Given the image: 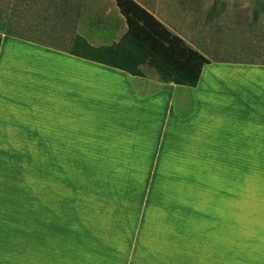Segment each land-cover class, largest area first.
I'll return each mask as SVG.
<instances>
[{
    "label": "crops",
    "instance_id": "obj_1",
    "mask_svg": "<svg viewBox=\"0 0 264 264\" xmlns=\"http://www.w3.org/2000/svg\"><path fill=\"white\" fill-rule=\"evenodd\" d=\"M109 1L111 15L87 19V34L74 31L91 47H110L126 31ZM134 1L187 46L202 45L150 0ZM32 39L0 32V264H125L98 262L89 233L73 236L72 247L50 238L47 186L16 182L9 160L83 158L142 174L264 175V64L210 60L188 87L161 81L145 65L133 76ZM248 255L255 256L250 264H264V248Z\"/></svg>",
    "mask_w": 264,
    "mask_h": 264
},
{
    "label": "rangeland",
    "instance_id": "obj_2",
    "mask_svg": "<svg viewBox=\"0 0 264 264\" xmlns=\"http://www.w3.org/2000/svg\"><path fill=\"white\" fill-rule=\"evenodd\" d=\"M150 1L158 14L184 30L199 37L200 28L209 32L208 47H213L209 41L218 47L212 54L234 58L244 55L235 45L264 46V13L252 22V0ZM75 3L80 27L74 30L80 33L87 34L90 17L112 13L109 0ZM211 6L212 15L207 13ZM16 14L28 22L30 38L65 45L68 34L59 22L49 25L55 13L44 0L28 2L25 12ZM9 161L17 168L16 182L47 186L42 193L50 238L72 247L73 236L89 233L98 262L250 264L255 256L248 254L264 248V175L162 174L154 168L142 174L125 165L98 168L83 158ZM80 243L86 244L81 238Z\"/></svg>",
    "mask_w": 264,
    "mask_h": 264
},
{
    "label": "trees",
    "instance_id": "obj_3",
    "mask_svg": "<svg viewBox=\"0 0 264 264\" xmlns=\"http://www.w3.org/2000/svg\"><path fill=\"white\" fill-rule=\"evenodd\" d=\"M75 1L78 0H44L55 13L53 20H49V25L59 22L69 37V39L65 38L66 42L67 39L69 40L68 46H52L51 48L66 50L72 56L118 69L133 76H141L137 67L145 65L153 69L161 81L188 87L196 85L201 67L210 60L264 64V46L262 45L253 46L248 43L244 46L235 45L244 55L234 58H224L210 53L218 47H214L212 41L209 43L213 47H208V41H206L208 36L205 34L209 35V32L201 28L198 34L202 37L203 43L195 50L168 31L134 0H112L126 25V31L119 41L110 47H91L81 36L74 35L75 26L80 18V13L72 10L75 7ZM28 2L37 3L42 0H0V32L23 40H33L25 34V30L29 28L28 22L16 14L19 11L24 13ZM22 6L23 9H21ZM214 7L211 6L207 13L212 15ZM250 9L252 22L257 21L258 16L264 13V0H252ZM41 18L42 21L46 19L45 16ZM208 21L206 15L207 24L203 27L208 26ZM215 35L214 33L210 37Z\"/></svg>",
    "mask_w": 264,
    "mask_h": 264
}]
</instances>
